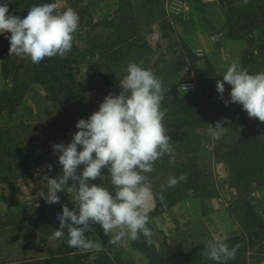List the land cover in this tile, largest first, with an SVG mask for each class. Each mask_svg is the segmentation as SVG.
Instances as JSON below:
<instances>
[{"label": "rangeland", "instance_id": "rangeland-1", "mask_svg": "<svg viewBox=\"0 0 264 264\" xmlns=\"http://www.w3.org/2000/svg\"><path fill=\"white\" fill-rule=\"evenodd\" d=\"M62 1L59 11L70 7L78 13L79 25H88L78 27L73 34L78 48L72 49L78 55V62L72 66L76 80L73 95L80 101L64 100L56 88L48 91L51 77L35 69L28 56L11 55L6 72L0 60V264H136L132 254L120 251L121 241L113 243L98 224L90 223L92 231L85 235L101 246L100 251L70 248L66 234L53 239V231L59 227L53 215L62 211V205L73 208L72 194L60 196L59 207L39 198L44 187L42 177L62 175L58 154L51 146L68 144L80 119H87L90 110L99 108L109 93H120L117 81L127 73L131 62L150 68L162 82L161 110H166L163 125L171 138L172 153L155 161L153 172L146 174L152 188L164 191L168 177L183 175V181L170 187L175 191L195 181L201 183L205 176L209 187L217 183L219 188L217 198L201 200L203 213L213 214L212 240L237 237L235 226L247 233L264 231V138H241L247 113L238 104L226 107L215 88L235 60L251 74L264 71V37L253 22L259 15L258 6L252 8V18L245 16L246 23L240 24L246 30L255 29L253 39L247 35L236 40L229 35L227 12L220 4L222 16L213 13L210 19L214 20H210L204 15L201 0ZM41 2L24 0L21 11L25 13L32 4ZM192 2L201 12L200 32L182 37L173 30L186 17L180 3ZM240 3L234 0L230 7L235 10ZM163 11L166 17L160 18ZM212 21L222 24L216 27ZM154 32L160 34L157 41L151 39ZM140 45L146 51V60L135 52ZM205 60L213 65L214 72L208 70ZM188 79L195 81V92L179 89L180 82ZM229 92L230 86L225 84L224 100L229 99ZM81 101H87V105ZM225 118L230 123L222 126L229 129L220 139H212L208 125ZM191 135L195 143L198 140V149L182 146ZM102 174L108 175L107 185L105 179L91 183L113 191L109 174L106 170ZM194 194L191 191L189 195ZM229 205L236 222L227 211ZM177 227L169 235L152 228V242L166 264H215L198 248L209 242H196L204 237L203 228H190L188 223ZM141 239H127V244L151 264L158 263L143 246L136 247ZM228 264H264V243L260 241L247 254H236Z\"/></svg>", "mask_w": 264, "mask_h": 264}, {"label": "clouds", "instance_id": "clouds-1", "mask_svg": "<svg viewBox=\"0 0 264 264\" xmlns=\"http://www.w3.org/2000/svg\"><path fill=\"white\" fill-rule=\"evenodd\" d=\"M58 8L59 0H43L18 16L9 14V0H0V36H6L9 54L28 56L32 62L40 63L45 58L63 57L70 52L79 15L70 7L62 12ZM126 71L127 75L119 81L120 93H109L98 111L80 119L68 144L51 146L54 154H58L62 175L43 176L39 198L47 204H56L60 201L58 193L67 190L72 194L74 206L69 210L62 205V213L57 216L59 227L52 235L58 239L67 234L66 244L70 248L101 250L99 244L85 235L92 231L90 223L100 225L113 243L125 238L136 240L140 235L151 243L153 233L147 225L153 192L146 174L153 172L155 161L171 156L172 144L163 125L166 110H161L164 100L161 80L135 62L129 63ZM225 84L230 86L227 100L223 99ZM182 88L186 91V86ZM215 88L226 107L238 104L249 119L264 123V71L251 74L235 60L222 80L216 81ZM227 123L230 121L225 118L214 126L208 125L211 138L220 139L229 129L222 126ZM105 169L113 191L91 183L104 180ZM184 179L183 175L170 176L167 186L174 187ZM225 239H215L206 245L205 254L215 264H228L236 257L239 246L229 248Z\"/></svg>", "mask_w": 264, "mask_h": 264}, {"label": "trees", "instance_id": "trees-1", "mask_svg": "<svg viewBox=\"0 0 264 264\" xmlns=\"http://www.w3.org/2000/svg\"><path fill=\"white\" fill-rule=\"evenodd\" d=\"M79 1H82V0H79ZM218 1H219L218 4H220L223 8H225V10L227 12V20H228V25H229L228 27L230 28L229 29V35L233 39H236V40H242L247 35L253 39L255 29L246 30L244 28H241L242 26L240 24L246 23V22H244L245 16L252 18V14H254L252 11V8L253 7L256 8L258 6L257 10L259 12V15L253 19V22H255V24H256L255 28L257 30H260L262 36L264 37V26H262L264 24V23H262L264 21V0H241L240 7H238V8L236 7V9H235V10H237L238 15L237 14L235 15L234 8L230 7L232 4H234V0H229L228 2H227V0H218ZM23 2H24V0H9V14L23 16L24 13L21 11V7H20V4ZM258 3H260V4H258ZM57 11H59V10L57 9ZM164 17H166V15L163 11L160 15V18H164ZM160 18H158V19H160ZM235 18H236L237 24H235V22H233V20ZM87 26L88 25H79V27H87ZM173 30L175 31V29H173ZM6 35H10V33H6ZM8 48H9V42L6 39V36H0V60H2L4 62L3 63L4 64L3 65L4 66V72L7 71V64L6 63L11 56L8 52ZM74 48H76L78 50V48L75 47V43H74V39H73L72 49H74ZM184 48H186L185 45H184ZM72 49L70 52H68L63 57L54 56L51 58H45L40 63H34L33 62V67L35 69L43 70L48 76L51 77L50 84H48V87H47L48 91H53L54 88H56L57 91L59 92V94H61V96H63L64 100H68V99L77 100L78 99L80 101V99L77 95H73V92L75 91L74 83L76 82V80L74 77L72 66H73V64H76L78 62L77 61L78 55H77V52L73 51ZM70 57H71V59H70ZM205 65L207 66L208 70L214 72L213 65L208 60H205ZM126 75H127V73L124 74L120 79H118L117 85L119 84V81H121ZM42 84L47 85V83H42ZM78 84H80V83H78ZM106 85H108L109 88L112 87V85H110L109 82H107ZM111 93H113V92H111ZM80 104L87 105V101H85V102L81 101ZM96 111H98V107H93L90 110V114H92ZM261 136H264V123L258 121L257 119H254V118L249 119L247 117L246 125L244 126V129L242 130L241 138H249V137L259 138ZM194 138H195L194 135L189 136V139L185 138L184 140L186 142L182 143V146L183 147H189V146L194 147L195 146L196 149H198L199 142L197 140V142L195 143L193 140ZM180 150H182V149H180ZM214 156H215V154H214ZM204 178L205 179H203L201 181V183H200V181H195L192 184H188L185 188L175 189V191H172V189L170 187L164 189V191H160L159 188H152L153 197H154V201H155V208L150 211L149 220L155 216L160 215L165 209H170L174 205H176L179 202H181L187 198H190V197H196V198L201 199L202 201L207 200V199L210 200V199L217 198L219 196V188H218L217 183H214L213 185H211V187H209L208 186L209 181L207 180V178L205 176H204ZM107 183H108V175H106L105 180H104V184L107 185ZM191 191L195 192V194L193 196L189 195ZM236 191L239 194V190L237 188H236ZM234 199H239V198H234ZM228 213H229L230 217L232 218V220L234 222H236V219H234L235 217L231 211V205L228 206ZM255 226H256V224H255ZM147 227H149L152 231V228L150 227L149 223H148ZM141 236H142V239H141V241H139L140 244L136 245V247L143 246L147 252H150L153 255V259H156V261L158 262L156 264H166L167 261L157 253V251L154 247L155 245L152 242V239H151V243H148L147 239L143 238V235H140V237ZM263 238H264V231H263V229H261V231H259V233H256L254 231L247 233V231H243L241 236L231 238V239H225L224 242L227 243L229 248L239 246L236 254L241 255V254H247L250 249H254L256 246H258L260 244V241H261V243L262 242L264 243ZM67 239H68V237L66 234V240ZM111 239H112V237H111ZM128 241H129V239H128ZM206 245L207 244H203V245H200L198 247L199 249H203L202 254L205 257H207L205 254ZM134 250H137V249H134ZM120 251L122 253L132 254V253L127 252L123 249L122 241H121V245H120ZM132 256H133V260L136 264H151V262L147 258L145 261H143L141 259L136 260V258L133 254H132ZM180 256L186 257V256H189V254H182Z\"/></svg>", "mask_w": 264, "mask_h": 264}, {"label": "crops", "instance_id": "crops-1", "mask_svg": "<svg viewBox=\"0 0 264 264\" xmlns=\"http://www.w3.org/2000/svg\"><path fill=\"white\" fill-rule=\"evenodd\" d=\"M215 2L216 0H201L199 2L204 7L205 10L204 15L209 19L212 18L213 13H220V15L222 16V12L220 10L221 6L219 4H216ZM184 14L186 15V17L184 18L185 20L175 25V31L178 34H180L182 37L190 36V35L194 36L196 32L199 33L200 23H201V12L198 9V4L194 2L187 3V9L184 10L183 15ZM210 20H214V19H210ZM212 24L213 26L217 27L219 26L218 24H222V21L220 23L213 22ZM170 31L173 34V31L171 29ZM135 52L141 53V56L144 58V60L147 59V56L145 55L146 51L143 49L142 45L136 47ZM35 185L36 184H34V186ZM65 193H67V190H65L64 193L63 192L58 193V195L63 196ZM55 205L56 207H59V205L61 204L59 202L56 203ZM154 208H155V201L153 197L151 210H153ZM53 220L55 221L54 215H53ZM186 223L190 225V228L192 226L193 227L200 226L201 228L204 229V237H201L200 241H196V242L201 243L202 242L201 240L203 239H204L203 242H207L213 239L212 237L213 214L203 213L202 201L201 199L196 197L187 198L179 202L178 204L174 205L172 208L165 209L160 215L155 216L149 220V225L151 228L162 230L165 232L166 235H169L170 233L175 231V229L178 228L177 227L178 225L181 224L182 226H184ZM235 228L236 230H233V232L235 231L234 232L235 236L237 237L241 236L242 231L236 226Z\"/></svg>", "mask_w": 264, "mask_h": 264}, {"label": "built area", "instance_id": "built-area-1", "mask_svg": "<svg viewBox=\"0 0 264 264\" xmlns=\"http://www.w3.org/2000/svg\"><path fill=\"white\" fill-rule=\"evenodd\" d=\"M62 4H66V0H63L62 1ZM180 5L183 7L182 8V12H184L185 9H187V3H180ZM160 38V34L157 33V32H154L152 33L151 35V39L153 41H157L159 40ZM213 40H216V37H212ZM182 86H186V91L184 88H182ZM179 89L182 91V92H186V93H189V92H195L196 89H197V85L195 83V81L191 80V79H188V80H184V81H181L180 84H179ZM62 212L61 211H57L54 213V219L57 223H59L58 219H57V216L60 215Z\"/></svg>", "mask_w": 264, "mask_h": 264}, {"label": "water", "instance_id": "water-1", "mask_svg": "<svg viewBox=\"0 0 264 264\" xmlns=\"http://www.w3.org/2000/svg\"><path fill=\"white\" fill-rule=\"evenodd\" d=\"M122 247H123V249H124L125 251L132 253V254L135 256L136 260H139V259H141V260H143V261L146 260V257H145L144 254H142V253H141L140 251H138V250L131 249V248L127 245V238H125L124 240H122Z\"/></svg>", "mask_w": 264, "mask_h": 264}]
</instances>
